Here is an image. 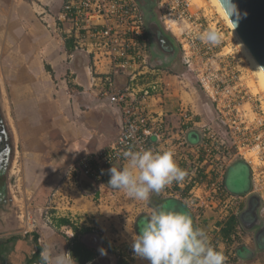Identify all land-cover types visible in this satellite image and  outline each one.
Masks as SVG:
<instances>
[{
    "label": "crops",
    "instance_id": "0c3cea01",
    "mask_svg": "<svg viewBox=\"0 0 264 264\" xmlns=\"http://www.w3.org/2000/svg\"><path fill=\"white\" fill-rule=\"evenodd\" d=\"M61 5L62 0H0V106L13 136V164L19 167L17 182L0 187V264H42L36 258L37 249L41 252L49 243L58 251L70 252L73 233L69 236L49 226L43 212L51 204L52 194L63 181L68 165L107 146L122 126L120 110L100 96V82L92 72V58L85 52L74 51L71 41L65 38L67 26L57 18ZM166 75L170 93L164 105L155 109L171 113L167 123L173 127L178 126L175 112L179 106L187 107L199 118L189 95L182 90L181 76L173 79L169 73ZM203 107L210 110L209 104ZM10 117L14 128L11 121L8 123ZM240 169L239 166L232 175L230 171L226 174L225 185L231 194L237 193L231 182ZM106 179L110 180V171ZM121 192L126 193L114 189L113 196L106 197L104 202L98 200L97 204L85 202L87 210L93 211L95 221L103 227L98 228L103 237L95 238L91 234L78 237L93 253V258L84 264H118V258L129 264H149L132 249L139 227L152 209L161 205L186 211L181 202L167 200L160 192L151 193L148 201L128 195L123 198ZM85 197L91 196L85 194ZM57 203L52 214L67 216L63 199ZM119 211L123 223L117 220ZM106 213H111L110 220L101 217ZM238 214L233 215L237 231L228 238L224 237L226 231H221L226 221L216 222L219 231L213 233L209 228L214 220L212 213L204 214L199 228L224 252L226 264L263 263L264 251L252 257L247 255L249 250H254L251 239L263 243L264 234L241 230ZM30 220L35 222L33 229L28 227ZM110 231L114 234L110 235ZM240 233L247 240L235 243V235L238 237ZM109 238L111 243L107 245L105 241Z\"/></svg>",
    "mask_w": 264,
    "mask_h": 264
},
{
    "label": "built area",
    "instance_id": "2783aa9c",
    "mask_svg": "<svg viewBox=\"0 0 264 264\" xmlns=\"http://www.w3.org/2000/svg\"><path fill=\"white\" fill-rule=\"evenodd\" d=\"M192 1L156 0L166 31L172 32V26L179 24L187 29L201 26ZM57 18L67 26L64 34L73 50L92 58V72L100 82V96L120 110L122 126L107 146L68 165L43 214L49 226L56 227L53 218H68L52 214L53 208L57 200L65 198L64 211L70 210L68 197L72 201V189L82 194L79 180L92 183V191L99 192L109 169L127 164L126 151L149 148L161 152L171 148L178 166L187 170L183 182H173L160 193L167 200L181 202L197 227L206 211L216 212L219 223L239 212L240 199L225 185L227 169L237 158L249 169L264 210V118L260 116L264 110L257 104L259 100L247 98L245 101L246 93L235 82L220 91L219 86L198 79L215 113L211 121L227 140L213 125L204 124L185 106H179L175 112L178 126H169L167 118L171 113L157 111L155 107L164 105L170 83L165 79L167 72L148 64L149 41L137 0H62ZM180 50L183 65L189 68L187 49L181 43ZM123 77L127 78L126 82ZM190 134L196 135V140L190 139ZM90 196L96 197V194ZM97 198L102 201L106 197L98 195ZM28 227L35 228L34 220L29 221ZM213 229L220 230L219 226ZM59 230L72 235L64 228ZM210 243L213 245L212 240Z\"/></svg>",
    "mask_w": 264,
    "mask_h": 264
},
{
    "label": "clouds",
    "instance_id": "9594fccd",
    "mask_svg": "<svg viewBox=\"0 0 264 264\" xmlns=\"http://www.w3.org/2000/svg\"><path fill=\"white\" fill-rule=\"evenodd\" d=\"M201 39L211 42L209 36ZM124 156L126 166L111 167L108 185L140 201H148L151 193L183 182L188 175L176 163L171 148L162 152L150 148L126 151ZM139 229L132 249L149 264H226L224 252L210 243L206 231L196 227L186 211L161 205L152 209ZM40 258L42 264H76L71 252L58 251L51 243L42 248Z\"/></svg>",
    "mask_w": 264,
    "mask_h": 264
},
{
    "label": "rangeland",
    "instance_id": "374dc122",
    "mask_svg": "<svg viewBox=\"0 0 264 264\" xmlns=\"http://www.w3.org/2000/svg\"><path fill=\"white\" fill-rule=\"evenodd\" d=\"M192 4V9L197 11L198 17L200 19L197 23H201V26H194L190 29H187L184 27V25L179 24L178 26H172L174 32H170L177 41L179 48L181 43L187 49V58L190 62L189 68H187L185 65H178L179 67L176 70L179 72V76H181L182 79V90H184L189 95L195 111L200 114L199 118L201 121L204 124L213 125L215 130L220 132L221 135L227 140L226 135L215 125L216 123L211 121L213 117L212 114H215L213 113V109L211 112V109L208 111L207 107H203V105L209 103V101L206 97V94H204L198 79H201L203 83L214 85L215 87L219 86L220 91L222 87L227 85L231 86L235 82L238 87H241V89L246 93L245 101L247 98H251V100L255 101L259 100L260 103L257 102V104H261V107L263 108L262 110H264V90L258 86V80L254 71L250 68L248 61L243 55L241 49L238 47L237 41L232 35L230 28L213 7L211 0H193ZM202 36H209L211 38V42L201 39ZM180 53L181 56H183L182 50H180ZM251 85H254L253 89ZM196 103L199 105V108L196 107ZM5 105L8 107V103ZM7 111L10 115L9 107ZM260 116L264 118V113ZM10 121L11 127L13 126L14 128L12 119L8 120V123ZM254 122L255 121L253 120V122L251 121L250 124L254 125ZM262 163H264V160ZM13 165L14 168L10 169L8 172L9 175L6 178L7 185H13L14 182H17V170H19V167H17V163H14ZM243 168L244 169H241V171L236 172L233 179L234 183H238L241 172L243 170L244 172L246 171V168ZM71 193L73 202L70 201L68 197V207L70 210L66 212L67 217L71 219L78 228H95L97 229V233L102 235L103 233H100L99 229H103V227L101 226L100 222L95 221L96 218L92 214L93 211L90 212L87 210L86 205L88 204H85L86 201L97 204L99 203V199L94 196L85 197V195L83 198L81 197L82 194L78 193L77 189L75 188L72 189ZM262 193L264 194V192ZM102 199V202H104L105 198ZM66 201L67 199L64 198V207H66ZM106 202L108 204V201ZM178 208L181 209V207ZM119 213L120 211L117 213V220L119 223H123L124 220L120 218L121 214ZM205 213H212L214 215V220L211 221V225L209 226V228H212V232L214 233L216 230L213 229V227L215 223L218 222L219 215L214 211H206ZM101 217L105 220H110L112 218L111 213H106L104 215L101 214ZM111 223L116 224V222ZM119 225L116 224V226ZM216 227H218L217 223ZM113 232L120 236L119 231L114 230ZM113 232L110 231V235H113ZM236 240L237 241H235V243H244V241L247 240V237L240 233V236H238V239ZM110 243V238L108 242L105 241V244L107 245ZM244 264H248V262ZM260 264H264V261Z\"/></svg>",
    "mask_w": 264,
    "mask_h": 264
},
{
    "label": "flooded vegetation",
    "instance_id": "af4514ba",
    "mask_svg": "<svg viewBox=\"0 0 264 264\" xmlns=\"http://www.w3.org/2000/svg\"><path fill=\"white\" fill-rule=\"evenodd\" d=\"M144 6V18H145V28L148 36L149 46H148V57L147 61L151 68L165 71L171 75L174 79L178 78L179 72H177L178 65H183L182 56L180 53V48L177 45V41L173 35L166 31L163 27L161 17L157 10L156 0H141ZM138 3V0H137ZM139 4V3H138ZM212 111V106L210 103ZM13 153H14V143L13 136L9 126L6 123L5 116L2 112L0 106V187L3 188L6 185V178L8 172L12 168L13 164ZM240 166L241 169L246 168L241 172L238 183H234L232 180L231 186H233L234 193L236 197L241 200L242 207L239 211V227L244 231H254L253 234L257 235L259 232L264 234V214H263V204L262 207L256 203L255 197L260 196L256 193L253 183L251 180L250 172L247 166L242 162L232 163L228 169L227 173L230 171L232 173L237 170ZM241 169L239 171H241ZM238 171V172H239ZM226 173V174H227ZM243 173V174H242ZM249 178V179H248ZM251 185V187H250ZM236 188V189H235ZM261 202V201H260ZM97 231V230H94ZM95 238L100 237V234L95 232L92 234ZM255 238V237H254ZM251 245L254 250H249L247 257H252L258 251H264V242L251 239Z\"/></svg>",
    "mask_w": 264,
    "mask_h": 264
},
{
    "label": "water",
    "instance_id": "95a60500",
    "mask_svg": "<svg viewBox=\"0 0 264 264\" xmlns=\"http://www.w3.org/2000/svg\"><path fill=\"white\" fill-rule=\"evenodd\" d=\"M218 2L243 45L264 74V0H218ZM138 3L144 17L143 3L141 0H138ZM123 79L127 81L126 77ZM189 138L196 140V135L190 134ZM237 161L242 162L239 158L234 162ZM255 199L262 207L259 197L256 196Z\"/></svg>",
    "mask_w": 264,
    "mask_h": 264
},
{
    "label": "trees",
    "instance_id": "16d2710c",
    "mask_svg": "<svg viewBox=\"0 0 264 264\" xmlns=\"http://www.w3.org/2000/svg\"><path fill=\"white\" fill-rule=\"evenodd\" d=\"M212 116H213V114H212ZM108 182H109L108 179H106L104 181V185L100 188L99 192L92 191V186H91L92 183L87 182L83 179L79 180L78 185L81 189L82 194H84V195L95 193L96 197L98 195H100L101 197H108V196H111L114 194V189L108 185ZM87 186H89V188ZM122 192H121L120 196L124 198L126 193H122ZM53 221H54V224H55L57 229L64 228L65 230L73 233V237L71 239L72 245L70 246V252L72 253V256L76 259L78 264H84L85 262H87L93 258V253L89 252V250L86 249L82 245V243L78 240V237L80 235H83V234H91L92 235L95 233L94 229H92L90 227L78 228L76 225H74V223H72L66 217L53 218ZM225 221H224L225 222V228L221 231H226V232H224V235H225L224 237L228 238L230 235H232L233 233H235L237 231L238 225H237V222H236L234 216L228 217ZM235 239H238V237L236 235H235ZM39 252H40V248L38 247L36 258L39 260V262H41V259L39 257ZM118 264H129V263L127 261L121 259V258H118Z\"/></svg>",
    "mask_w": 264,
    "mask_h": 264
},
{
    "label": "bare ground",
    "instance_id": "6f19581e",
    "mask_svg": "<svg viewBox=\"0 0 264 264\" xmlns=\"http://www.w3.org/2000/svg\"><path fill=\"white\" fill-rule=\"evenodd\" d=\"M211 3L217 13L224 19L226 24L231 30L232 35L234 36L235 40L237 41L238 47L241 49L243 55L245 56L246 60L248 61L250 68L254 71L256 77H257V82L258 86L264 90V74L261 71V69L258 67L256 62L253 60L249 52L247 51L246 47L243 45L242 41L238 37L237 33L235 32L233 26L231 25L228 17L226 16L225 12L223 11L221 5L219 4L218 0H211ZM172 31L174 32V29L172 28ZM252 89L254 88V85H251Z\"/></svg>",
    "mask_w": 264,
    "mask_h": 264
}]
</instances>
